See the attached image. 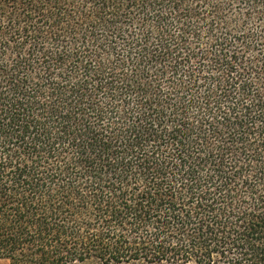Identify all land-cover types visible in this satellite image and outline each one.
<instances>
[{
    "label": "trees",
    "instance_id": "1",
    "mask_svg": "<svg viewBox=\"0 0 264 264\" xmlns=\"http://www.w3.org/2000/svg\"><path fill=\"white\" fill-rule=\"evenodd\" d=\"M0 259L264 264V0H0Z\"/></svg>",
    "mask_w": 264,
    "mask_h": 264
},
{
    "label": "rangeland",
    "instance_id": "2",
    "mask_svg": "<svg viewBox=\"0 0 264 264\" xmlns=\"http://www.w3.org/2000/svg\"><path fill=\"white\" fill-rule=\"evenodd\" d=\"M0 264H10V262L6 259H0Z\"/></svg>",
    "mask_w": 264,
    "mask_h": 264
}]
</instances>
